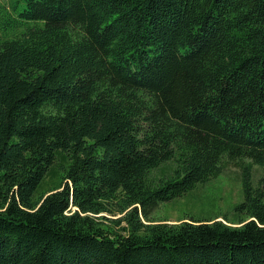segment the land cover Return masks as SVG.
I'll list each match as a JSON object with an SVG mask.
<instances>
[{
  "label": "trees",
  "instance_id": "obj_1",
  "mask_svg": "<svg viewBox=\"0 0 264 264\" xmlns=\"http://www.w3.org/2000/svg\"><path fill=\"white\" fill-rule=\"evenodd\" d=\"M229 164L237 226L152 220ZM0 264H264V0L1 4Z\"/></svg>",
  "mask_w": 264,
  "mask_h": 264
},
{
  "label": "rangeland",
  "instance_id": "obj_2",
  "mask_svg": "<svg viewBox=\"0 0 264 264\" xmlns=\"http://www.w3.org/2000/svg\"><path fill=\"white\" fill-rule=\"evenodd\" d=\"M10 0H0L1 4L8 5ZM248 161V160H246ZM69 161L65 155H60L51 167L49 173L38 187L35 198L57 187L61 182L64 168ZM175 164L173 162L163 164L150 173L151 179H160L169 176ZM262 177V170L258 166L252 167L254 185ZM244 201L243 178L241 170L233 164H229L226 170L216 178L204 184L198 185L194 190L180 198L159 204L152 214V220H165L169 224H177L184 218L194 220H226L229 225L237 226L240 220L245 219L236 211V207ZM110 219H118L121 215H106Z\"/></svg>",
  "mask_w": 264,
  "mask_h": 264
}]
</instances>
